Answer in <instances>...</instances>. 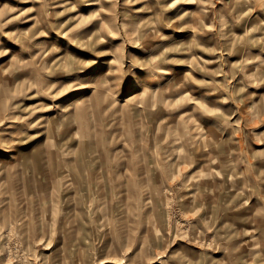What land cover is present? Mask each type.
Returning <instances> with one entry per match:
<instances>
[{
  "label": "rangeland",
  "instance_id": "rangeland-1",
  "mask_svg": "<svg viewBox=\"0 0 264 264\" xmlns=\"http://www.w3.org/2000/svg\"><path fill=\"white\" fill-rule=\"evenodd\" d=\"M0 264H264V0H0Z\"/></svg>",
  "mask_w": 264,
  "mask_h": 264
}]
</instances>
